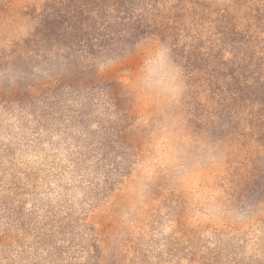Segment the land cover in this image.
<instances>
[{
    "label": "rangeland",
    "instance_id": "1",
    "mask_svg": "<svg viewBox=\"0 0 264 264\" xmlns=\"http://www.w3.org/2000/svg\"><path fill=\"white\" fill-rule=\"evenodd\" d=\"M64 2L0 0V13L23 12L33 22L26 36L0 42V264H264V106L251 103L255 93L245 100L238 122L244 120L246 133L239 131L232 147L226 123L216 118L233 83L228 63L232 71L247 67L242 81L248 77L264 100V88L258 89L264 82V0H179L173 26L165 24L170 32L155 31L153 37L170 47L194 43L198 50L196 66L184 65L187 89L179 111L185 131L209 141L225 133L223 165L194 174L187 191L160 170L174 147L170 136L147 144L162 114H139L127 97L121 108L131 112L120 119L99 95L96 102L88 99L99 83L124 85V77L143 72L128 55L138 40L104 55L63 49ZM122 54L128 55L122 66L97 70L98 59ZM188 72L197 75L191 84ZM210 75L214 85L204 80ZM67 84L76 85L81 104L69 98L70 109L63 111L60 86L65 92ZM118 125H131L128 140L138 134L142 144L127 150L126 170L111 175L100 159ZM209 202L250 211L216 221L205 212ZM176 212L189 243L177 231Z\"/></svg>",
    "mask_w": 264,
    "mask_h": 264
},
{
    "label": "trees",
    "instance_id": "2",
    "mask_svg": "<svg viewBox=\"0 0 264 264\" xmlns=\"http://www.w3.org/2000/svg\"><path fill=\"white\" fill-rule=\"evenodd\" d=\"M60 7V46L69 52L77 51L80 54H89L91 56L104 55L106 52H115L118 49L123 50L126 44L133 42L132 40H138L139 42L146 36H154L155 31L170 32L165 24L170 25V16L175 13L178 8L179 0H64ZM174 3V4H172ZM45 27V25H44ZM43 35V27L40 28L38 34ZM59 34L54 35L58 38ZM174 40L179 36L171 33ZM177 36V37H176ZM136 43V44H137ZM135 44V43H133ZM172 54L174 59L184 60V65L196 66V53L198 50L194 46V43L189 44H177L172 46ZM197 50V51H195ZM194 52V53H193ZM213 53V52H212ZM189 54V55H188ZM66 58H71L68 54H64ZM71 62V59H67ZM239 65L240 72L236 70L232 71L231 63L227 64L226 72H228L229 79L232 80L231 88L229 89L230 95L222 96L220 102L221 110L218 111L216 118L221 122L226 123L225 131L229 136L226 144L229 147L235 142L236 135L241 129V124L244 122H238L240 120V110L245 108L244 102L250 99V96L255 93L258 96L256 101L251 103H260L264 106L263 98H259V92L252 91L254 86L250 83V79L246 77L243 81L242 78L246 73L247 67L244 64ZM224 68V67H223ZM231 70V72H230ZM185 71H187L185 69ZM188 84L192 83L197 76L195 73H187ZM206 75V74H205ZM204 79L207 85H214V76ZM118 81L99 83L94 86L91 92H88V99L90 103L95 100V96H98V101L103 103H109L113 107L114 112H120V119L129 118L130 109L121 108L123 102L126 101L127 95L124 94V85L122 83H116ZM262 88H264V82H262ZM78 87V86H77ZM79 88V87H78ZM66 93L60 86V109H70L71 100L76 104H81V95L76 91V85L67 84ZM79 93H80V89ZM96 102V100H95ZM80 114V113H79ZM133 127L131 125H118L114 127L113 132L105 140L106 153L102 155L100 159L102 164H106L105 167L111 166V175L122 173L126 170L123 168L124 158H128L127 150L132 149L133 145H141L140 137L135 136L132 140H128V136L131 133ZM141 133V130L139 129ZM216 137L211 140L212 142L222 143L225 133L215 132ZM247 135V134H246ZM101 142V146H102ZM119 158V162L115 158ZM101 158V157H100ZM180 213L176 212V226L178 233H181L185 239L184 243H189L191 239L190 232H184L179 226L182 225L179 217ZM180 242H178L179 244Z\"/></svg>",
    "mask_w": 264,
    "mask_h": 264
},
{
    "label": "clouds",
    "instance_id": "3",
    "mask_svg": "<svg viewBox=\"0 0 264 264\" xmlns=\"http://www.w3.org/2000/svg\"><path fill=\"white\" fill-rule=\"evenodd\" d=\"M32 27L31 18L23 12L10 10L0 13V42L7 44L20 36H26ZM128 55L137 58L138 68L143 72L137 71L124 77L125 94L139 114L149 110L162 114L159 115L160 124L153 126L155 132L148 137L147 144L149 147L154 146V140L162 134L170 136L174 147L169 153L167 164L160 170L172 177L178 189L187 191L188 181L194 174H204L223 165L226 148L220 143L209 141L204 135H189L185 131L186 119L179 111L187 89L184 69L173 58L167 42L158 37L146 36ZM128 55L100 58L96 64L97 70L101 74L112 72L126 62ZM149 81L154 85L156 81L160 83L149 88ZM249 211L229 209L214 202L205 206V212L216 221L243 218Z\"/></svg>",
    "mask_w": 264,
    "mask_h": 264
}]
</instances>
